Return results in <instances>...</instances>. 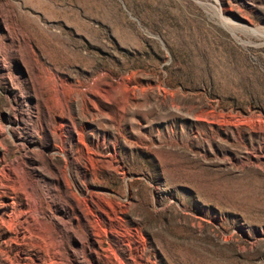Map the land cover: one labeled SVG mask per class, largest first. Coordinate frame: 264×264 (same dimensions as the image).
Here are the masks:
<instances>
[{
	"label": "rangeland",
	"instance_id": "1",
	"mask_svg": "<svg viewBox=\"0 0 264 264\" xmlns=\"http://www.w3.org/2000/svg\"><path fill=\"white\" fill-rule=\"evenodd\" d=\"M0 264H264V0H0Z\"/></svg>",
	"mask_w": 264,
	"mask_h": 264
},
{
	"label": "bare ground",
	"instance_id": "2",
	"mask_svg": "<svg viewBox=\"0 0 264 264\" xmlns=\"http://www.w3.org/2000/svg\"><path fill=\"white\" fill-rule=\"evenodd\" d=\"M67 158H68V156H67Z\"/></svg>",
	"mask_w": 264,
	"mask_h": 264
}]
</instances>
